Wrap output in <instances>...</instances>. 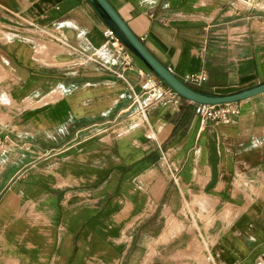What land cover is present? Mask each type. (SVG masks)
<instances>
[{"label":"crops","instance_id":"0c3cea01","mask_svg":"<svg viewBox=\"0 0 264 264\" xmlns=\"http://www.w3.org/2000/svg\"><path fill=\"white\" fill-rule=\"evenodd\" d=\"M108 2L198 90L264 81V0ZM106 28L88 0H0V264H264V92L229 123L151 101Z\"/></svg>","mask_w":264,"mask_h":264},{"label":"water","instance_id":"95a60500","mask_svg":"<svg viewBox=\"0 0 264 264\" xmlns=\"http://www.w3.org/2000/svg\"><path fill=\"white\" fill-rule=\"evenodd\" d=\"M88 1L104 21L106 26L115 32L126 48L136 55L154 76L159 78L167 87L180 97L197 104L216 105L238 102L264 92V81L251 87H246L225 94H211L186 85L182 80L176 77L167 66L154 57L142 41L132 33L108 0Z\"/></svg>","mask_w":264,"mask_h":264},{"label":"built area","instance_id":"2783aa9c","mask_svg":"<svg viewBox=\"0 0 264 264\" xmlns=\"http://www.w3.org/2000/svg\"><path fill=\"white\" fill-rule=\"evenodd\" d=\"M104 38L105 45H108L112 50V56H110L108 61L109 66L116 65L118 63V59H121V69L126 70L130 68L132 66L130 57L131 52L120 41L115 32L107 27L104 30ZM118 76L122 77V74L119 73ZM140 76L141 93L147 94L149 100L151 101H156L167 96L168 94L175 93L151 72L149 74L140 72ZM205 80L206 75L201 72L187 73L182 78V81L186 85L194 89H198ZM195 112L202 121H211L213 123H229L234 117L239 114V105L237 104V102L216 105L196 103Z\"/></svg>","mask_w":264,"mask_h":264},{"label":"bare ground","instance_id":"6f19581e","mask_svg":"<svg viewBox=\"0 0 264 264\" xmlns=\"http://www.w3.org/2000/svg\"><path fill=\"white\" fill-rule=\"evenodd\" d=\"M45 48H46V46H45ZM52 62V61H51Z\"/></svg>","mask_w":264,"mask_h":264}]
</instances>
